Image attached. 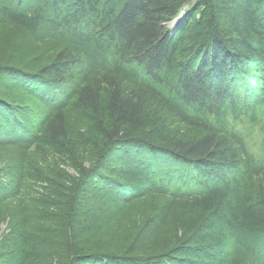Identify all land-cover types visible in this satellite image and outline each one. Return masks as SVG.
I'll list each match as a JSON object with an SVG mask.
<instances>
[{
	"label": "trees",
	"instance_id": "obj_1",
	"mask_svg": "<svg viewBox=\"0 0 264 264\" xmlns=\"http://www.w3.org/2000/svg\"><path fill=\"white\" fill-rule=\"evenodd\" d=\"M7 220L0 264H264V0H0Z\"/></svg>",
	"mask_w": 264,
	"mask_h": 264
},
{
	"label": "rangeland",
	"instance_id": "obj_2",
	"mask_svg": "<svg viewBox=\"0 0 264 264\" xmlns=\"http://www.w3.org/2000/svg\"><path fill=\"white\" fill-rule=\"evenodd\" d=\"M167 28L171 30V27L169 25L167 26ZM7 225H8V220L5 221L4 223L0 222V239L2 238L3 234L7 231ZM102 235H99V236H102ZM103 238H107V236L104 235Z\"/></svg>",
	"mask_w": 264,
	"mask_h": 264
},
{
	"label": "bare ground",
	"instance_id": "obj_3",
	"mask_svg": "<svg viewBox=\"0 0 264 264\" xmlns=\"http://www.w3.org/2000/svg\"><path fill=\"white\" fill-rule=\"evenodd\" d=\"M180 20H181L180 17L177 18V19H175V20L170 24L171 29L176 28V27L178 26V24L180 23Z\"/></svg>",
	"mask_w": 264,
	"mask_h": 264
}]
</instances>
